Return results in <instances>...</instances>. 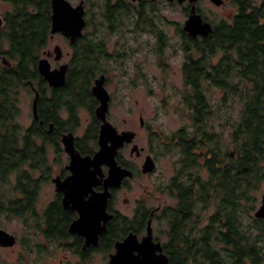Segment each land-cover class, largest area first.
<instances>
[{"label":"trees","instance_id":"16d2710c","mask_svg":"<svg viewBox=\"0 0 264 264\" xmlns=\"http://www.w3.org/2000/svg\"><path fill=\"white\" fill-rule=\"evenodd\" d=\"M42 1L23 0L10 16L9 54L21 61L0 66V179L8 181V214L26 219L32 212L15 208V200L22 191L31 193V185L19 182L30 181L29 173L35 170L38 126L36 119L29 125L17 120L21 113L18 89L34 90L32 84L38 87L40 118L46 125L53 116L49 111L53 101L47 95L50 87L37 68L50 32L49 4ZM231 1L236 6L232 19L222 20L202 37L197 44L199 56L188 54L184 66L186 83L192 87L185 90L186 103L192 108L189 127L200 129L208 142L197 144L193 132L184 134L189 140L184 146L188 167L196 179L190 185H177L173 237L167 243L171 264H264V218L254 214L264 183V0ZM184 45L188 52L189 41ZM84 50L76 48L69 79L55 91L72 103V109L77 103L94 106L92 80L104 71L101 62L110 54L101 48L97 36L90 37ZM213 86L224 90L225 106L231 98H238L237 118L224 116L223 107L213 106L207 98V90ZM213 115L220 120L224 117L223 124L231 127L225 145L220 132L212 134ZM96 136L97 128L88 127L86 140L91 146L96 144ZM198 148H206L210 156L195 152ZM13 173L25 175L12 178Z\"/></svg>","mask_w":264,"mask_h":264},{"label":"flooded vegetation","instance_id":"af4514ba","mask_svg":"<svg viewBox=\"0 0 264 264\" xmlns=\"http://www.w3.org/2000/svg\"><path fill=\"white\" fill-rule=\"evenodd\" d=\"M67 1L74 6L82 4L84 7L86 25L83 28L82 35L72 40L60 31L53 34L51 32L53 14L52 0H46V3L49 4L50 15L49 39L56 35L62 36L67 42L69 49L66 59H64V52L60 59H56L53 51L54 48L51 50L47 48L46 45L42 49L39 57L40 59L47 56L53 68L60 66L62 63H68L66 81L69 79L76 48L80 46L81 50L85 52L84 49H87L89 39L92 36H97L101 48L108 52V38H110L111 35L116 36L113 49L126 52L133 49L132 46H134L129 45V40L132 38L133 42H138L140 36H148V38L144 39V43L142 44L146 47L145 50H148V46L153 44L149 37L154 35L155 47L149 51L159 53V56L162 57L161 52L167 45V37L165 36L166 33L163 31V27L156 22V18L153 16V12H158V7H156V5H159V2H164L171 6H184L187 16L185 21L188 19L193 6L190 0H184L183 2H179L178 0ZM226 1L228 0H224L220 5H223ZM41 2L43 1L35 0L34 3ZM19 3L22 4L23 0H0V66H8L3 62V56L12 60V66L20 64L21 61L19 57L16 58L9 54L12 42L8 37L9 18L14 15L15 11L19 8ZM200 3L201 0L196 1L197 11L202 14L205 20L210 21L215 27V23L202 12ZM36 8L37 6L33 8L35 12L38 11V8ZM185 21L183 26L177 29V32L183 39L189 41L188 52L185 50V45H182L183 48L181 47L185 53V57L181 61L180 69L183 81L186 83L187 79L184 74L186 58L190 53H194L195 55L199 53L197 44L202 36L198 35L194 37L190 35L184 29ZM5 43L7 47L4 46ZM48 43L49 40L47 44ZM57 44H55V46ZM139 69V65H137L136 70L131 74L129 73V79L132 83L140 79L146 80L147 76ZM102 74H105V86L108 89L109 77L107 73L103 71L100 72L98 76H94L91 92L95 79ZM63 85H49L50 94L48 95V99L53 101L49 111L53 116L50 117L48 123L45 125L44 120L40 118L39 108L38 116L36 117L33 115V119H36L38 126L35 127L38 130V135L35 140L37 164L35 170L29 173V175L32 176V178L29 179L30 181L23 179L19 182L21 185H31L32 189L29 194H25L23 191L20 192L15 200V208L18 207L20 210L27 209V211L32 212L31 218H29L30 215L27 219L24 217L20 218L27 228L23 235L14 234L16 236V242L12 246L17 245L19 249V258L21 260L19 261L25 264L26 259L32 255L34 257L32 264H49L46 261L51 257L58 258L63 262L67 260L64 264H87L88 260L96 258H102L101 260L103 261L107 260L106 264H109L111 256L117 251L116 245L120 241H123L128 235H132L136 242L140 243L143 242L144 239L149 238L148 242L150 245L145 247V249L157 257L161 254H164V256L166 255L169 258V264H171V255L167 243L171 241L173 237L174 211L178 204L177 185H184L186 183L190 185L193 183V180L196 179L195 173L188 167V151L184 146L189 144V140L185 139L184 134H186V132H193L197 139V144L198 142H208L205 135L203 134L202 136L200 129L197 127H189V125H182L169 132L161 127H146L148 124L145 122L143 116H140L141 127H118L112 119L114 114L113 92L108 89L111 95L109 111L107 113L108 119L120 132H134L131 141L125 142L116 154L118 164L132 170L133 174L132 176H125L120 185L109 186L110 196L108 199L107 212L111 214V217L107 221L104 218L105 214L103 212L99 213L96 208V206L99 208V204L93 206L90 219H84V214L81 211V202L96 201L99 199V195L104 193L109 167L106 164H102L101 170L95 173L92 186L88 190L79 188L80 183H76L75 196L69 197L67 195V183L72 180L69 179L73 174L72 167L70 166L72 157L70 152L66 149L63 138L66 133L73 132L76 150L83 156L87 154L93 156L99 148L98 140L102 120L97 117L96 109L100 101L92 92L95 99L93 107L81 106L77 103L73 110L71 108L72 103L68 100L64 101L62 98H59V94L55 92ZM187 87L188 89L186 90L191 91L190 88L192 89V87L189 86V84H187ZM184 92L185 91L181 93L179 98L175 97L177 94L167 93L165 98L162 99L164 106L167 107V105L172 102V99L175 100L176 98V101L179 99V102L184 104H180L182 109L179 110L185 111L184 107H186L190 109L191 112L192 108L186 103V95ZM39 93L38 102L40 103V90ZM42 104H44L43 101ZM82 109L89 113L91 123L84 126L79 135L78 129L80 128L81 121L76 117ZM43 111H45V109ZM88 127L97 128V136L95 138L96 144L94 146L90 145L91 141L87 142L86 140ZM213 131L212 134L216 136L214 127ZM47 135L50 136V138H47ZM143 139L145 143H143ZM212 143V141L209 142V144ZM51 151L53 155H50ZM195 152L204 157L210 156L206 148H198ZM171 153L177 154V160L174 162L175 165L173 170L175 173L173 176L165 178L160 175L158 177L160 181L157 180L153 183L155 186L153 189L146 188L145 193H140L137 197H134L133 203L128 206L127 209H122L119 205L121 192L126 191V189H128L129 192H133L134 182L140 177H152L158 170L161 159ZM148 158L152 159L155 167L152 171L143 172V165ZM92 169H94V166ZM24 175V173H13L12 178L16 176L23 177ZM14 183H17V181ZM7 190V179H0V211L6 215L9 213V196ZM69 191L72 192L71 189ZM133 195H135V193ZM164 195L174 197L176 203H164ZM123 199L126 203L129 202L127 197H123ZM2 229L7 230L0 226V230ZM157 243L161 244L162 249L157 248ZM8 247L11 246L2 245L0 243V254ZM134 254L137 255L139 252L135 250ZM4 257L5 256H2V254L0 255V264H7V260ZM73 259H75L76 262H73ZM92 264H94V262H92Z\"/></svg>","mask_w":264,"mask_h":264},{"label":"rangeland","instance_id":"374dc122","mask_svg":"<svg viewBox=\"0 0 264 264\" xmlns=\"http://www.w3.org/2000/svg\"><path fill=\"white\" fill-rule=\"evenodd\" d=\"M200 5L202 12L206 14L215 25L225 19L231 20L236 12V6L231 0L226 1L223 5H216L211 0H201ZM156 7H158V12H153V16L156 18V22L163 27V31L166 33L165 36L167 37V45L161 52L162 57L159 56V53L149 51L155 47L154 35L149 37L153 44L148 46V50H145L146 47L142 45L144 39L148 38V36H140L138 42H133L132 38L129 40V45H134L135 47L132 46L133 49L126 52L113 49L116 36L111 35L110 38L107 37L110 54L107 59L101 62V65L103 66L104 72L107 73L109 77L107 86L108 89L113 92L114 114L112 119L118 127H141L140 116H143L145 122L148 124L146 127H161L168 132L182 125H191L189 116L190 109L184 107L185 111L179 110L182 109L180 106L182 103L179 102V99L177 100L178 102L176 101V98H179L181 93L188 89L185 81H183L180 69L181 61L185 57L182 45H184L186 40L177 32V29L183 26L187 16L184 6L182 5L171 6L164 2H159V5H156ZM57 43L61 45L64 52V59H66L69 47L62 36L56 35L50 37L47 48L52 50ZM4 46L7 47V44L5 43ZM196 55L199 56V53ZM218 58V55L214 56L213 61L216 62ZM137 65H139V70L145 73L147 77L146 80L140 79L132 83L129 79L130 74L136 70ZM99 74L98 72L97 76ZM167 93L177 95H175V100L172 99V102L165 107L162 99L165 98ZM49 94L50 91H47V95ZM223 96L224 90L219 87L213 86L207 90V98L212 102L215 108H217V105L221 106L223 107L224 116L233 115V117L237 118L240 113L241 105V103L236 100L238 98H231L227 106H225L223 104ZM18 98V105L21 108V113L17 116V120H19L20 123L29 125L33 120L32 105L34 91L29 89H18ZM213 117L216 124L214 126L216 127L215 131L220 132L222 135L221 142L224 145L227 142L229 143L230 125L223 124L225 121L224 117L221 120L216 118V115H213ZM76 118H79L82 125H80L78 129L80 135L83 127L91 123V118L89 113L84 109L80 110ZM143 143H145L144 139ZM50 155H53L52 151ZM176 160V153H171L163 157L160 161L158 170L152 177L138 178L133 184V192H129L128 189L122 191L119 201L120 207L122 209H127L128 206L133 203L135 196L137 197L140 193H145L146 188L153 189L155 187L153 183L157 180L160 181V178L158 179L160 175L165 178L173 176L175 173L173 170L175 165L174 162ZM263 192L264 183L258 192L259 196L256 209L261 204ZM134 193L135 195H133ZM123 197H127L129 202L126 203ZM163 202L166 204H174L176 203V199L172 196L164 195ZM210 210H212V208ZM0 226L6 228L15 235H23L27 229L22 219L17 216L6 215L5 213L0 214ZM18 251L17 245H14L3 250L1 254L5 256L4 258H6L7 264H22ZM27 259L25 264H32L34 257L31 255ZM101 259L102 258L88 260L87 264H92V262H94V264L107 263V260L103 261ZM46 262L49 264H64L67 260L63 262L58 258L51 257ZM73 262H76V260L73 259Z\"/></svg>","mask_w":264,"mask_h":264},{"label":"water","instance_id":"95a60500","mask_svg":"<svg viewBox=\"0 0 264 264\" xmlns=\"http://www.w3.org/2000/svg\"><path fill=\"white\" fill-rule=\"evenodd\" d=\"M173 1V0H170ZM183 2L184 0H178ZM197 0H190L192 2V10L185 21L184 29L192 36L196 37L201 35L202 37L208 36L213 32V24L205 20L200 12L197 11ZM216 5H220L224 0H211ZM53 14H52V27L51 32L54 34L60 31L65 34L66 37L75 40L82 35L83 28L86 25L84 18V7L82 4L78 6L72 5L67 0H52ZM1 21V18H0ZM1 24V23H0ZM55 58L60 59L63 55L62 47L57 44L54 47ZM3 62L8 66H12V60L3 56ZM38 70L40 74L46 79L50 86L63 85L66 82L68 63H62L60 66L53 68L51 62L47 56L42 57L38 61ZM35 92L33 99V115L38 116V98L39 90L32 84ZM92 92L94 96L100 101L97 106L96 115L102 120L99 133V148L94 155L87 154L81 155L76 150L74 145V133L69 132L64 135V142L66 149L70 152L72 160L71 167L73 174L69 179H72L67 183L69 197L75 196L76 183H80L79 188L88 190L93 183V177L96 172L101 170L102 164H106L109 167L108 175L105 182V191L99 195V199L96 201L81 202V211L84 214V219H90L93 206L99 204V208L96 206L99 213H104L105 220L107 221L111 214L107 212L108 199L110 196L109 186L120 185L125 176H132V170L122 167L118 164L116 154L120 147L125 142L131 141L134 136L132 131L120 132L118 128L108 119L107 113L109 111L110 93L105 86V74L100 75L95 79L92 86ZM151 158H148L143 165V172L152 171L155 167ZM94 166V169L92 167ZM72 190L69 191V190ZM67 196V197H68ZM257 218H264V192L262 194L261 204L254 212ZM105 228V225H104ZM149 239V238H148ZM148 239H144L143 242H136L132 235H128L123 241H120L117 246V251L111 256L109 264H169V258L164 254L159 257L148 252L145 247L149 246ZM16 242V236L5 230H0V243L2 245L12 246ZM157 248L162 249L161 244H156ZM137 250L139 254L135 255L134 251Z\"/></svg>","mask_w":264,"mask_h":264}]
</instances>
